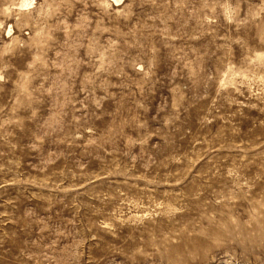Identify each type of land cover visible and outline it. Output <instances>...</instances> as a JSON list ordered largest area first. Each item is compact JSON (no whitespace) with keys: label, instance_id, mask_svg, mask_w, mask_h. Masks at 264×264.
Wrapping results in <instances>:
<instances>
[{"label":"rangeland","instance_id":"rangeland-1","mask_svg":"<svg viewBox=\"0 0 264 264\" xmlns=\"http://www.w3.org/2000/svg\"><path fill=\"white\" fill-rule=\"evenodd\" d=\"M0 264H264V0H0Z\"/></svg>","mask_w":264,"mask_h":264}]
</instances>
